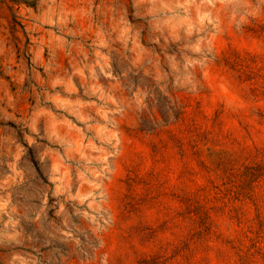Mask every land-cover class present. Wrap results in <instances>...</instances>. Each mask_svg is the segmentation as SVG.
Wrapping results in <instances>:
<instances>
[{
	"label": "rangeland",
	"instance_id": "rangeland-1",
	"mask_svg": "<svg viewBox=\"0 0 264 264\" xmlns=\"http://www.w3.org/2000/svg\"><path fill=\"white\" fill-rule=\"evenodd\" d=\"M0 264H264V0H0Z\"/></svg>",
	"mask_w": 264,
	"mask_h": 264
}]
</instances>
